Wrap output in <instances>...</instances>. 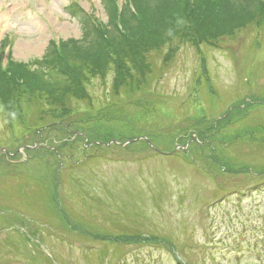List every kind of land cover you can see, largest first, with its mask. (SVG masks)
<instances>
[{"label": "rangeland", "instance_id": "rangeland-1", "mask_svg": "<svg viewBox=\"0 0 264 264\" xmlns=\"http://www.w3.org/2000/svg\"><path fill=\"white\" fill-rule=\"evenodd\" d=\"M260 1L0 0V67L22 64L49 93L16 87L12 126L0 107V264H264ZM196 4L207 41L150 51L139 83L114 89L110 68L88 97H57L51 43L89 57L99 31L139 20L159 41ZM138 137L150 145L125 143Z\"/></svg>", "mask_w": 264, "mask_h": 264}, {"label": "trees", "instance_id": "trees-1", "mask_svg": "<svg viewBox=\"0 0 264 264\" xmlns=\"http://www.w3.org/2000/svg\"><path fill=\"white\" fill-rule=\"evenodd\" d=\"M178 1L183 4L187 3V0ZM257 1L262 3L260 0ZM195 9L198 16H194L193 18L188 16L189 13L186 10L182 11V9L178 12L179 16L182 15L180 20H174L176 18L172 19L169 17L166 23L172 26V30L175 29L172 33L167 32L164 35H160L161 39L159 41L148 38L150 36L154 37L155 32L154 30H150L145 22L139 20L135 25L132 22L131 27L123 32L116 31L112 36H109L107 32L103 34L99 31L96 34L98 41L91 46L93 50L89 52V57H84L80 54V48L75 41L72 42V47L69 50H67L66 43L63 44V48L61 45L59 48L57 44L51 43L52 54L44 61V65L48 70L52 69L54 73L61 75V80L56 81L57 97L64 104L68 103L71 97H88L85 81L91 76H104L110 68L114 71L112 79L114 89H118L121 85L127 86L139 83L140 77L144 81V75L148 70L150 71V64L146 60V56L150 51L158 49L164 43L178 38H185L184 40L195 46L207 41L206 38L202 37L201 33H198V26L204 25L207 29L214 27L210 25L208 12H206V17L203 21L200 19V4H196ZM124 21H126L125 27H128V19ZM188 22L196 25L197 30L195 33L191 31ZM255 22L258 24L264 22V5L262 12ZM179 26H185L187 31L179 29ZM218 27L225 29L228 28V24H221ZM168 56L169 54L166 56V59ZM31 73L32 70L24 69V66L17 62H10L4 67H0V107L3 109L6 121L10 126L14 124L15 119L20 118V107H17V104L13 107L11 104L12 95L16 87L18 88V86L26 83L27 91L34 98L43 97L46 99L49 96L48 91L38 89L39 86L36 82L32 81ZM136 73L139 79L134 78ZM40 80L44 81L46 78H40ZM52 92H54V89ZM42 111L46 112V109ZM62 119V117H59L58 120H53L52 123H56ZM95 142L97 141H89L87 144H95Z\"/></svg>", "mask_w": 264, "mask_h": 264}]
</instances>
